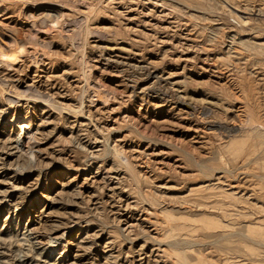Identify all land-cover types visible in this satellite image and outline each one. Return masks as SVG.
<instances>
[{
  "label": "rangeland",
  "instance_id": "1",
  "mask_svg": "<svg viewBox=\"0 0 264 264\" xmlns=\"http://www.w3.org/2000/svg\"><path fill=\"white\" fill-rule=\"evenodd\" d=\"M2 4L0 264H264V0Z\"/></svg>",
  "mask_w": 264,
  "mask_h": 264
},
{
  "label": "bare ground",
  "instance_id": "2",
  "mask_svg": "<svg viewBox=\"0 0 264 264\" xmlns=\"http://www.w3.org/2000/svg\"><path fill=\"white\" fill-rule=\"evenodd\" d=\"M3 4H2V0H0V13L2 12V14H4L5 11L7 10V7H4ZM2 14H0V17L2 16ZM43 19H45L44 21H47V22L51 23L52 20L55 19V18L52 19L51 15L49 13H47V15H45ZM22 37H21V34H19V31L16 28H12V29L6 30V29H4V28H2L0 26V44L2 46H5L7 44L6 42H10V43H12V45H15V47L19 48V49L23 48L26 45H29L28 48H30V49L33 48V51H34L36 49L35 47H37L36 42L34 40L29 41V42H27V41L25 42L24 38L22 39ZM0 67H1V65H0ZM6 112H7V110L5 112H3V117L7 114ZM24 127H25V125H22V123H19L17 125V128L20 129L21 132L24 131Z\"/></svg>",
  "mask_w": 264,
  "mask_h": 264
}]
</instances>
